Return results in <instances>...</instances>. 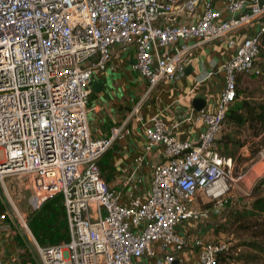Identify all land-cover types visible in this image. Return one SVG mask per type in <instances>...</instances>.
<instances>
[{
    "label": "built area",
    "instance_id": "obj_1",
    "mask_svg": "<svg viewBox=\"0 0 264 264\" xmlns=\"http://www.w3.org/2000/svg\"><path fill=\"white\" fill-rule=\"evenodd\" d=\"M255 21L257 30L241 43L230 38ZM263 35L264 0H0V180L24 176L33 210L60 195L68 225V241L38 246L41 264H138L154 255L155 243L167 252L156 264H173L174 253L187 246L177 227L220 215L231 181L245 175L233 176V159L217 152L216 139L236 99L237 76L259 72ZM223 39L233 54L220 66L224 85L216 107L188 116L204 131L178 140L159 114L146 122L140 117L146 147H161L166 160L154 166L148 195L123 205L98 161L130 128L123 121L108 138L91 135L93 72L109 66L112 46L133 45L134 67L150 88L173 83L197 46ZM185 40L194 42L178 44ZM259 157L264 161V148ZM257 184L264 188V173ZM199 193L204 206H197ZM11 206L18 226L30 233ZM194 245L198 264H217L229 248L198 236Z\"/></svg>",
    "mask_w": 264,
    "mask_h": 264
},
{
    "label": "crops",
    "instance_id": "obj_2",
    "mask_svg": "<svg viewBox=\"0 0 264 264\" xmlns=\"http://www.w3.org/2000/svg\"><path fill=\"white\" fill-rule=\"evenodd\" d=\"M247 11L246 6L241 12ZM258 24L255 21L230 38L239 44L257 30ZM193 42L185 40L178 44ZM111 51L109 66L92 74L87 120L90 133L95 138H108L112 127L123 121L128 123L130 133L110 142L98 161L102 177L119 191L120 202L128 205L132 199H143L148 195L154 166L166 160L161 147H146L145 125L140 117L146 122L159 114L165 127L176 139H196L204 131V124L188 117L192 110H196L193 99H204L203 109L207 112L215 109L224 85V74L220 66L233 54V50L227 46V39L203 43L196 47L193 56L185 64L180 79L173 83L163 80L152 88L134 67L133 45H114ZM252 184L253 181L233 183V189L226 194L230 196L227 199L230 204L234 205L231 196L247 194L245 191ZM220 215L213 214L205 220H187L177 227L176 232L185 237L187 246L174 253L173 264H198V248L194 245V237H202L205 241L216 238L213 223L220 220ZM21 230L25 233L16 223L0 221L1 261L4 264H41L37 252L40 245L31 232L24 235ZM153 247L154 255L138 258V264H156V260L167 253L158 243Z\"/></svg>",
    "mask_w": 264,
    "mask_h": 264
},
{
    "label": "rangeland",
    "instance_id": "obj_3",
    "mask_svg": "<svg viewBox=\"0 0 264 264\" xmlns=\"http://www.w3.org/2000/svg\"><path fill=\"white\" fill-rule=\"evenodd\" d=\"M255 67L258 68L259 72H249L238 75V86L241 90V95L238 99L247 100L250 103L262 102L264 100V46L261 49L260 56ZM244 129L239 137L241 139L244 138L246 140V144L238 150L235 158H233V176L235 177L236 174L242 172L245 175L238 181V183H251L253 181V184L249 190L245 191L247 194L231 196L233 198L230 199H232L234 205H231L227 200L230 196L225 195L228 208L227 210L225 208L222 212L220 220L213 223L216 227V231H213V234L217 237L213 240L210 239L209 241L216 243L225 242L229 244L228 250L221 253L222 256L227 258V260L223 263L220 261V264H264L263 252L255 251L247 245H242L248 241H256L257 243L264 245V236H258L255 238L254 231L256 230L254 228L248 229V231H239L236 230L235 224L225 222L232 207L240 209V206L247 205V202L256 197L264 198V188H260L259 186L254 188L258 185L257 181L264 173V161L260 160L259 157V152L264 148V130L257 137H253L251 136L250 130ZM227 130L228 127L223 125L218 135V139L222 134L226 133ZM2 157V153L0 152V159H2ZM27 182L28 181L24 176H7L3 181L0 180V204L4 207V212L7 213V222L14 224L16 223V220L12 214V212L14 213V210L11 203H13L21 215L25 218L27 227L30 230L29 220L35 210L31 209L28 203L30 191L27 187ZM232 182L233 181H231L229 191L227 193L233 189ZM203 200V195L199 193L197 196V206H204L205 204ZM41 207L37 210L39 211ZM246 209L248 208H242L241 210ZM257 215L252 217V220L257 219V217L259 218L260 216L261 218L264 217V213L260 214V216ZM16 225L18 226L17 223ZM263 227L264 225L261 226V229ZM18 228L22 229L20 226H18ZM22 234L26 235L29 234V232L25 230V233L22 231Z\"/></svg>",
    "mask_w": 264,
    "mask_h": 264
},
{
    "label": "trees",
    "instance_id": "obj_4",
    "mask_svg": "<svg viewBox=\"0 0 264 264\" xmlns=\"http://www.w3.org/2000/svg\"><path fill=\"white\" fill-rule=\"evenodd\" d=\"M262 44L264 46V35L262 37ZM238 80L239 77L237 76V101L235 99L236 102L234 101L231 104L221 123V128L224 125L228 127V130L219 139L218 137L216 139L217 152L223 157H230L232 159L235 158L238 150L246 144V140L239 137L244 128L250 130L253 137H257L264 130V100L262 102L250 103L247 100L238 99L241 95ZM257 186L254 188H257ZM247 203L245 206H240V209L232 207L225 222L235 224L236 230L239 231H248V229L254 228L256 230L254 231L255 238L264 236V227L261 229V226L264 225V217L261 218L260 216V214L264 213V198L256 197ZM242 208L248 209L241 210ZM4 211V207L0 204V214ZM256 215L260 216V219L257 217V219L252 220V217ZM29 228L40 246L57 245L68 241L69 232L62 197L57 195L46 201L39 211L35 210L30 216ZM242 245H247L255 251L264 253V245L256 241H248ZM225 260L227 258L222 256L221 253L218 254L217 264H220V261L223 263Z\"/></svg>",
    "mask_w": 264,
    "mask_h": 264
},
{
    "label": "water",
    "instance_id": "obj_5",
    "mask_svg": "<svg viewBox=\"0 0 264 264\" xmlns=\"http://www.w3.org/2000/svg\"><path fill=\"white\" fill-rule=\"evenodd\" d=\"M205 106V101L204 99L202 98H195L193 99V107L196 109V110H201L203 109V107Z\"/></svg>",
    "mask_w": 264,
    "mask_h": 264
}]
</instances>
